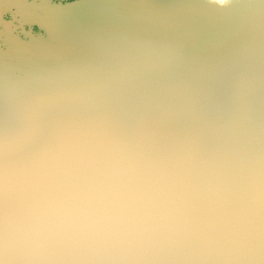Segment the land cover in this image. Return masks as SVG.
I'll list each match as a JSON object with an SVG mask.
<instances>
[{
    "label": "water",
    "instance_id": "obj_1",
    "mask_svg": "<svg viewBox=\"0 0 264 264\" xmlns=\"http://www.w3.org/2000/svg\"><path fill=\"white\" fill-rule=\"evenodd\" d=\"M7 45L0 159L30 178L16 264L258 259L264 0H0Z\"/></svg>",
    "mask_w": 264,
    "mask_h": 264
},
{
    "label": "snow or ice",
    "instance_id": "obj_2",
    "mask_svg": "<svg viewBox=\"0 0 264 264\" xmlns=\"http://www.w3.org/2000/svg\"><path fill=\"white\" fill-rule=\"evenodd\" d=\"M220 7V4L212 3ZM79 146L69 142L62 148V154L71 155ZM30 178L20 177L10 181L9 174L2 159H0V264H16V258L28 255L21 244L19 230L13 227L14 219L9 212V200L20 193ZM261 247L258 259L250 253V258L244 264H264V226L261 229ZM6 258H10L6 261ZM31 264V262H29Z\"/></svg>",
    "mask_w": 264,
    "mask_h": 264
},
{
    "label": "rangeland",
    "instance_id": "obj_3",
    "mask_svg": "<svg viewBox=\"0 0 264 264\" xmlns=\"http://www.w3.org/2000/svg\"><path fill=\"white\" fill-rule=\"evenodd\" d=\"M53 1L65 2V1H72V0H53ZM10 11H11L10 9L6 10V12L3 14V18L7 21L16 22L15 19H13ZM21 27H22V29H24L25 33L22 31H19V29H20L19 27H17L13 32L15 35H17L19 37H25L26 33L37 34V33L41 32V29L35 23L24 22L21 24Z\"/></svg>",
    "mask_w": 264,
    "mask_h": 264
},
{
    "label": "clouds",
    "instance_id": "obj_4",
    "mask_svg": "<svg viewBox=\"0 0 264 264\" xmlns=\"http://www.w3.org/2000/svg\"><path fill=\"white\" fill-rule=\"evenodd\" d=\"M211 2L224 6V5H229L230 3H232V0H211Z\"/></svg>",
    "mask_w": 264,
    "mask_h": 264
},
{
    "label": "bare ground",
    "instance_id": "obj_5",
    "mask_svg": "<svg viewBox=\"0 0 264 264\" xmlns=\"http://www.w3.org/2000/svg\"><path fill=\"white\" fill-rule=\"evenodd\" d=\"M17 11H20V8H18V10ZM22 12V11H21ZM23 13V12H22ZM85 19V18H84ZM86 20V19H85ZM80 22H81V20H80ZM10 48V46H0V53H2V52H5V51H7V49H9Z\"/></svg>",
    "mask_w": 264,
    "mask_h": 264
}]
</instances>
